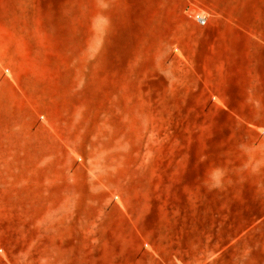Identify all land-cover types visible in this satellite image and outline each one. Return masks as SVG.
I'll list each match as a JSON object with an SVG mask.
<instances>
[{"label":"rangeland","instance_id":"1","mask_svg":"<svg viewBox=\"0 0 264 264\" xmlns=\"http://www.w3.org/2000/svg\"><path fill=\"white\" fill-rule=\"evenodd\" d=\"M212 1L224 0H0V264H78L84 250L91 264H109L96 253L111 241L149 250L143 201L149 177L162 175L160 146L210 142L205 121L192 133L180 116L202 101L190 95L183 48L195 15L204 30L218 10ZM4 108L25 116L5 119ZM31 144L51 146L55 167L43 157L2 176V147ZM177 186L166 184L162 202L173 226L186 211ZM195 218L232 237L246 227L238 215Z\"/></svg>","mask_w":264,"mask_h":264},{"label":"crops","instance_id":"2","mask_svg":"<svg viewBox=\"0 0 264 264\" xmlns=\"http://www.w3.org/2000/svg\"><path fill=\"white\" fill-rule=\"evenodd\" d=\"M211 7L218 10L213 11L206 28L193 25L195 30L183 48L191 57L190 95L202 101L194 102L191 111L180 116L191 121L185 129L192 133L199 130V121H205L201 126L210 142L160 146L162 175L149 177L148 199L143 201L148 219L142 233L149 250H140L135 242L124 246L111 241L96 253L99 259L108 257L109 264H264L258 228L264 217V5L224 0L212 1ZM24 116L9 108L2 111L5 119ZM204 151L208 154L200 159L199 153ZM2 152L5 177L22 175L43 157L47 169L56 164L51 146L40 151L38 145H5ZM199 168L204 169L203 175ZM166 184L178 185L175 191L186 210H181L185 218L178 226L163 216ZM155 185L164 186L157 190ZM153 197L160 199L157 204ZM232 200L238 201L233 211ZM198 202L203 206L198 207ZM200 214L224 219L238 215L246 218V227L232 237L231 227H197L195 216ZM252 226L253 231L247 232ZM80 254L84 258L78 264H91L85 250Z\"/></svg>","mask_w":264,"mask_h":264},{"label":"built area","instance_id":"3","mask_svg":"<svg viewBox=\"0 0 264 264\" xmlns=\"http://www.w3.org/2000/svg\"><path fill=\"white\" fill-rule=\"evenodd\" d=\"M195 22L197 23V25L199 26H205L206 25V18L200 15H195ZM1 249H0V253H1Z\"/></svg>","mask_w":264,"mask_h":264}]
</instances>
